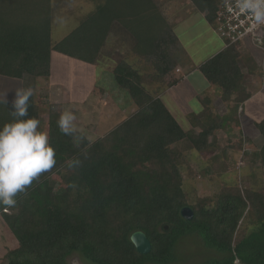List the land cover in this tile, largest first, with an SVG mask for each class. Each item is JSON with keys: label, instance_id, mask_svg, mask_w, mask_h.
Segmentation results:
<instances>
[{"label": "trees", "instance_id": "16d2710c", "mask_svg": "<svg viewBox=\"0 0 264 264\" xmlns=\"http://www.w3.org/2000/svg\"><path fill=\"white\" fill-rule=\"evenodd\" d=\"M187 1L215 30L225 0ZM160 7L158 0H96L93 10L52 42V0H0V76L23 81V88L50 85L54 55L95 65L115 30L134 41L111 69L101 66L94 84L105 93L100 82L112 83L116 93L109 95L128 114L106 134L89 140L76 129L77 143L58 128L63 104L50 102L47 93L30 98L26 118L40 121L38 130L47 133L56 164L17 194L15 207L0 206V218L16 239L3 264H68L72 254L86 264H173L178 243L191 235L216 254L200 264H264L263 176L255 171L242 187L223 186L218 194L189 203L182 187L186 160L171 150L184 141L198 154L215 151V133L221 129L235 136L232 146L242 151L249 137L240 130L233 135L231 129L251 97L249 76L264 68V52L235 42L207 57L198 71L219 88L221 101L232 104L219 115L211 99L200 96L202 108L186 114L185 128L160 97L181 78L172 73L179 43L176 21ZM10 110L11 102L0 100V127L13 121ZM254 124L257 137L251 141L264 167V117ZM51 175L58 180L52 183ZM183 206L192 209L191 219L180 216ZM137 230L150 242L145 254L130 240Z\"/></svg>", "mask_w": 264, "mask_h": 264}, {"label": "rangeland", "instance_id": "374dc122", "mask_svg": "<svg viewBox=\"0 0 264 264\" xmlns=\"http://www.w3.org/2000/svg\"><path fill=\"white\" fill-rule=\"evenodd\" d=\"M158 1L161 2L160 9L168 20L173 18L177 20L174 32L180 38V45L188 46L186 50L192 55L195 62L206 59L210 49L209 45L213 41H218L217 36L212 32L213 28L211 29L206 24L201 14L191 13L192 6L187 0ZM95 5L96 0H52L53 21L50 33L52 42L58 41L67 34L83 16L94 9ZM133 43L134 41L130 35L121 29L115 30L107 38L98 57V64L95 65H84L68 57L54 55L52 58V74L49 79L50 85L47 82H44V85L38 82L33 88L34 93L36 95L47 93L50 102H63L64 107L67 105L72 107L78 106V104L82 105L80 109L75 108V110H72L73 108H70L68 111H71L76 117L73 122L75 128L82 130L89 140L106 134L127 118L128 114L118 107L109 95L111 94L110 91H112V94L116 93L112 90V83L100 82L108 94L106 92L101 93L94 84L99 80L98 75L101 66L107 64L105 69H111L121 57L127 55V50L132 47ZM244 45L248 48L250 42H244ZM246 48L243 51H246ZM181 52V49L176 50L175 57H178V60L181 59ZM254 55L259 59L258 53L255 52ZM85 72L93 73L95 76L84 74ZM175 74L180 77L179 73L175 72ZM60 83L63 87H59ZM22 84L23 81L19 79L9 77L0 79V99L3 100L5 97L7 100L12 101L15 98L16 91L12 87L18 89ZM247 84V89L251 94L256 95V98L252 100L253 97L250 101L242 104L240 109L243 108V110L239 114L238 125L231 129L233 135H237L240 130L243 132V136L249 137L248 140H244L242 151L237 153L232 146L235 143V136L229 137L221 129L215 133L217 139L215 141V151L198 154L193 149L188 150L189 146L184 141L177 142L171 147L174 154L180 153L186 160V167L181 166L184 174L182 187L189 203H194L197 198L218 194L223 186L234 187L238 185L242 187L243 180L251 182L250 175L255 171H258L259 177L263 176L264 178V167L259 166L258 157L255 155L256 146L251 141V138L256 139L257 137V127L254 123L264 117V96L258 98L260 95H264V68L260 67L257 72L250 75ZM66 92H68L69 97ZM172 94L175 104L179 107L178 121L185 128H188V123L185 120L186 114L196 113L202 108L199 102L200 96L209 97L214 105V113L219 115L227 112L226 104H232V100L227 103L221 101L219 88L209 86L197 71L180 80L167 97L170 98ZM102 95V99L105 98L106 100L103 99L101 102L98 99L100 103L96 102L95 97ZM87 99L93 100L88 107L92 110H84V104H80ZM67 100L73 102L74 105ZM261 105L262 107H257ZM244 153H246L245 156ZM214 154H218V156L212 159ZM187 166L189 167L187 168ZM56 180H58L56 175H51V182L54 183ZM5 227L0 218V264L4 262L5 252L16 247V239ZM176 250L177 261L173 264H200L204 259L216 256L214 251L204 248L201 241L194 235L180 241ZM67 262L68 264H86L77 254L70 255Z\"/></svg>", "mask_w": 264, "mask_h": 264}, {"label": "clouds", "instance_id": "9594fccd", "mask_svg": "<svg viewBox=\"0 0 264 264\" xmlns=\"http://www.w3.org/2000/svg\"><path fill=\"white\" fill-rule=\"evenodd\" d=\"M235 8L248 14L256 25L264 24V0H235ZM33 95L31 87L16 89L10 110L14 119L0 127V206L15 207L17 194L25 192L56 164L48 135L38 130L40 121L26 118ZM3 103L8 104L5 97ZM75 119L71 111H64L57 124L61 133L78 143Z\"/></svg>", "mask_w": 264, "mask_h": 264}, {"label": "built area", "instance_id": "2783aa9c", "mask_svg": "<svg viewBox=\"0 0 264 264\" xmlns=\"http://www.w3.org/2000/svg\"><path fill=\"white\" fill-rule=\"evenodd\" d=\"M215 32L224 41V47L235 42H250L251 47L264 52V24L256 25L252 18L235 8V0L223 1L216 13ZM249 45V46H250Z\"/></svg>", "mask_w": 264, "mask_h": 264}, {"label": "crops", "instance_id": "0c3cea01", "mask_svg": "<svg viewBox=\"0 0 264 264\" xmlns=\"http://www.w3.org/2000/svg\"><path fill=\"white\" fill-rule=\"evenodd\" d=\"M192 14L193 13H197V12H193V10H192V12H191ZM197 14H201V16H202V18H203V20L206 22V24H208V22L205 20V18H204V14L203 13H197ZM175 21H177L176 19H174ZM209 25V24H208ZM210 26V28L212 29V27H211V25H209ZM212 32L213 33H215V35L217 36V38H218V41L217 42H212L209 46H210V49H209V51H208V53H207V56L206 57H209V56H213L214 54H216L217 52H219L223 47H224V44H223V41H222V39L217 35V33L215 32V30L214 29H212ZM177 38H178V40H179V43H178V46H177V49H181V59L180 60H178V57L176 58L175 57V59H177L176 60V63L174 64V66L172 67V73L175 75V77H177L178 78V75L177 74H175V72L176 73H179L180 74V79L179 80H182L184 77H188L189 75H190V73H192V72H195V71H197V72H199L198 71V66L203 62V61H205V59L204 60H202L201 59V61H194L193 60V58H192V55H190V53L188 52V50H186L187 49V47L188 46H184V45H180V38L177 36ZM130 50V49H129ZM129 50H127V51H129ZM253 51L255 50V49H252ZM258 53V55H259V59H262V56H261V54L258 52V51H254V53ZM107 64H105L104 66H106ZM200 73V72H199ZM92 75H93V73H92ZM200 75H201V73H200ZM95 76V75H94ZM202 76V75H201ZM2 78H5V76H0V79H2ZM202 78H203V76H202ZM11 79H13V78H11ZM203 80L205 81V82H207L204 78H203ZM180 82V81H179ZM178 82V83H179ZM177 83V84H178ZM9 84H11L10 82H9ZM207 84H208V82H207ZM209 85V84H208ZM16 86V85H15ZM175 85H173V86H170V87H168L167 89H165V90H163L161 93H160V97L162 98V100L165 102V104L167 105V107H168V109H169V111H171L175 116H177L178 117V115H179V111H178V106L175 104V100H174V97H173V94L170 96V98H168L167 96H169L170 94H171V90H172V88L174 87ZM210 86V85H209ZM17 87V86H16ZM59 87H63V85L60 83L59 84ZM13 89H17V88H15V87H12ZM19 88V87H18ZM20 88H23V84H22V86L20 87ZM67 94H68V92H66ZM256 95H253V94H251V97L250 98H248L246 101H245V103L246 102H248V101H250L253 97V99L252 100H254L256 97H255ZM261 96H264V95H260L258 98H260ZM7 97V96H6ZM68 97H69V94H68ZM102 97H103V95L102 96H99V97H95V99H96V102H99L98 101V99L102 102V100L103 99H105V98H103L102 99ZM166 97H167V100H166ZM0 100H2V99H0ZM106 100V99H105ZM8 102H12V101H9V100H7ZM67 101H70V100H67ZM54 102H59V101H54ZM71 102V101H70ZM69 102V103H70ZM92 102H93V100L91 101V100H89V99H87L86 101H83V102H81L80 104H84V106H85V108H84V106H83V109L84 110H92L91 108H88L91 104H92ZM61 104H63L64 105V103L63 102H60ZM72 104H73V102H71ZM100 103V102H99ZM244 103V104H245ZM116 104V103H115ZM74 105V104H73ZM76 106V105H75ZM72 107V106H66V107H64V111H68L70 108H73L72 110H75V108L77 109H80L81 108V106L78 104V106H76V107ZM241 107H242V105H241ZM258 108H260V107H262V105L261 106H257ZM83 109H81V110H83ZM240 109V108H239ZM134 110V108H131V111H133ZM241 110V112H242V110H243V108H241L240 109ZM92 140V139H91Z\"/></svg>", "mask_w": 264, "mask_h": 264}, {"label": "water", "instance_id": "95a60500", "mask_svg": "<svg viewBox=\"0 0 264 264\" xmlns=\"http://www.w3.org/2000/svg\"><path fill=\"white\" fill-rule=\"evenodd\" d=\"M179 214L184 219H191L193 211L190 207L183 206L180 208ZM164 228L167 229L168 225H164ZM130 240L139 253L145 254L150 250V242L142 231L137 230L131 233Z\"/></svg>", "mask_w": 264, "mask_h": 264}]
</instances>
